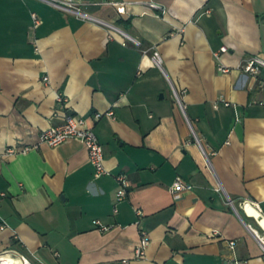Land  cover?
Listing matches in <instances>:
<instances>
[{
	"label": "crops",
	"instance_id": "obj_1",
	"mask_svg": "<svg viewBox=\"0 0 264 264\" xmlns=\"http://www.w3.org/2000/svg\"><path fill=\"white\" fill-rule=\"evenodd\" d=\"M80 1L108 25L43 0H0V253L46 264H264V71L242 69L264 58V0ZM68 114L94 129L108 174L96 175L79 139L39 144ZM27 145L38 146L5 155ZM177 179L193 186L178 197ZM142 230L150 245L137 258Z\"/></svg>",
	"mask_w": 264,
	"mask_h": 264
},
{
	"label": "built area",
	"instance_id": "obj_2",
	"mask_svg": "<svg viewBox=\"0 0 264 264\" xmlns=\"http://www.w3.org/2000/svg\"><path fill=\"white\" fill-rule=\"evenodd\" d=\"M43 1H46L56 7H59L60 9L68 13L76 15L79 18L85 20H93L95 22L108 25V23L84 12L82 9V1L80 0H43ZM114 5L117 6L119 12L122 13L125 12L126 9L124 4L114 2ZM150 7L163 9V7H161L160 5L154 2H150ZM34 19L36 25L42 23L41 18L38 17L36 14H34ZM227 50H228L227 47H222L221 50L216 53V57L219 59L221 57V54L226 52ZM153 58L157 65L162 66L163 59L161 53L158 50L154 51ZM220 69L224 72L229 71L228 67H225L223 65L220 66ZM242 69L244 70L245 73H248L253 77H258L264 71V58L260 56L251 57L242 65ZM45 80H48V77H46ZM261 85L264 87V79L261 80ZM175 97L178 103L181 104L183 107L181 95L178 92H175ZM222 101H225L226 105H230V103L227 102L225 99H222ZM216 107H218V104H216ZM104 115L113 117L115 113L113 111H109L105 114L96 113L95 118L97 120H100ZM194 136L197 143L200 145L202 149L203 155L205 156L206 160L209 161V154L207 153L206 149L203 147L198 136L195 134ZM73 139L81 140L87 147L89 151L90 162L94 165L97 176H101L109 173V170L105 165L104 146L102 145L98 135L96 134L93 128L87 125L86 121L83 118H80L74 114L66 115L64 121L61 124L52 126L42 131L40 135L39 144L45 143L52 147H57ZM37 146L38 145H34V146L27 145L22 149L9 148L5 153V155H15L21 151L26 152ZM118 180L121 185L117 193V198L118 201H122L126 199L129 194L128 191L129 181L124 174H120L118 176ZM192 187H193L192 185L184 183L181 179H177V181L172 186V190L174 195L178 197L182 191L191 189ZM115 211L116 212L118 211L117 208L115 209ZM97 223L100 224L99 221ZM101 227L102 229L109 228L108 226H104V225H102ZM260 239L262 240V242H264L263 237H260ZM230 244L232 248H235L236 245L235 241H231ZM149 245H150L149 234L145 230H142L141 240L136 248V257L137 258L145 257ZM125 263L128 264L127 261H125ZM0 264H46V263H35L26 254L15 250H9L0 253ZM236 264H241V262L236 261Z\"/></svg>",
	"mask_w": 264,
	"mask_h": 264
},
{
	"label": "water",
	"instance_id": "obj_3",
	"mask_svg": "<svg viewBox=\"0 0 264 264\" xmlns=\"http://www.w3.org/2000/svg\"><path fill=\"white\" fill-rule=\"evenodd\" d=\"M236 130L239 133V135L242 136L243 129H242V125L240 123H238Z\"/></svg>",
	"mask_w": 264,
	"mask_h": 264
}]
</instances>
